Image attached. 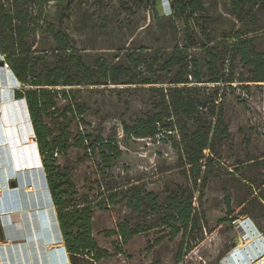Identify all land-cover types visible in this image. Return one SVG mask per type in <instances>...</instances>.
<instances>
[{
  "label": "rangeland",
  "instance_id": "1",
  "mask_svg": "<svg viewBox=\"0 0 264 264\" xmlns=\"http://www.w3.org/2000/svg\"><path fill=\"white\" fill-rule=\"evenodd\" d=\"M231 1L203 0L205 12L193 17L176 15L170 9L171 0L153 4L144 0H65L58 4L54 0L45 11L48 23L86 67L101 62L127 70L118 85L102 82L78 87L76 95L86 107L88 131L116 140L123 150L112 171L116 183H145L155 191L169 188L177 191L182 205L193 195L195 225L188 235L182 239L184 226L178 221L174 227L179 236L173 242L156 245L154 232L136 238L126 250L136 259L131 264H225L243 241L255 236L264 239V83L242 84L250 85L249 90L234 84L225 113L230 140L218 145L222 159L216 157L207 173L204 167L194 171L181 160L183 137L195 130L192 123L167 118L180 96L177 91L184 87L190 91L183 97L195 98L191 89L207 95L214 86L210 79L232 68L237 78L254 79L251 70L239 58L234 62L229 51L238 38L254 36L248 34L254 27H264V15L256 26H248L236 18ZM49 41L47 36L37 39L41 49H48ZM255 46L264 51V37ZM210 47L211 54L224 59L222 65L209 66L206 52ZM175 51H183L197 66V70L185 71L188 85L174 83L180 75V67L169 64L170 59L180 58ZM191 71L202 76L201 84L190 77ZM17 88L22 85L18 83ZM158 115L164 116L157 124L158 134L137 138L139 123H152ZM124 125L129 127L127 133ZM168 125L171 130L166 131L163 127ZM246 219L252 220L258 233L252 227L249 233L238 230L237 224ZM159 228L165 229L163 224ZM255 259L253 264H264V255ZM78 264L94 263L84 257Z\"/></svg>",
  "mask_w": 264,
  "mask_h": 264
},
{
  "label": "trees",
  "instance_id": "2",
  "mask_svg": "<svg viewBox=\"0 0 264 264\" xmlns=\"http://www.w3.org/2000/svg\"><path fill=\"white\" fill-rule=\"evenodd\" d=\"M52 1L0 0V55L22 85L15 97L26 100L72 264H78V259L84 257L94 264H131L136 259L126 250L136 238L154 232L156 245L165 240L173 242L179 236L174 227L178 221L184 226L182 239L188 235L195 225L193 195L182 205L177 191L169 188L155 191L145 183H116L112 171L121 160L123 150L116 140H105L88 131L89 125L84 119L86 107L76 95L80 92L78 87L102 82L118 85L127 70L101 62L94 68L86 67L68 41L48 23L45 11ZM144 1L153 4L158 0ZM170 9L179 17L205 12L203 0H171ZM231 9L238 20L256 26L259 16L264 15V0H232ZM248 34L254 36L238 38L229 54L234 62L239 58L251 70L253 80L244 76L237 78L234 68L228 69L227 74L210 79L209 83L214 85L211 93L205 95L201 89H191L196 97H183L190 91L184 87L177 91L180 96L170 108L168 119L191 122L195 128L190 136L184 135L181 156L183 163L194 171L204 167L207 173L212 163L217 162L216 157L222 159L216 149L230 140L225 113L227 96L235 92L234 84L239 83L237 88L249 90L250 85L242 84L264 83V51H258L255 46V42L264 37V27H254ZM39 36L49 37L48 49H41L37 42ZM212 51L210 47L206 52L209 66L222 65L224 59L215 57ZM178 52L174 54L180 56L179 59L169 60L170 65L180 67V75L174 83L188 85L185 71L197 70V66H193L183 51ZM189 75L194 82L202 83L197 71ZM163 117L156 116L152 123L141 121L136 137L157 135V124H161ZM163 128L171 130L170 125ZM128 130L124 125V131ZM183 206L182 211L177 209ZM150 217L158 219V223L150 221ZM161 222L165 229L159 228Z\"/></svg>",
  "mask_w": 264,
  "mask_h": 264
},
{
  "label": "crops",
  "instance_id": "3",
  "mask_svg": "<svg viewBox=\"0 0 264 264\" xmlns=\"http://www.w3.org/2000/svg\"><path fill=\"white\" fill-rule=\"evenodd\" d=\"M6 73L15 84L0 114V264H72L43 159L31 143L29 109L15 97L19 81L12 71L0 68V89Z\"/></svg>",
  "mask_w": 264,
  "mask_h": 264
},
{
  "label": "bare ground",
  "instance_id": "4",
  "mask_svg": "<svg viewBox=\"0 0 264 264\" xmlns=\"http://www.w3.org/2000/svg\"><path fill=\"white\" fill-rule=\"evenodd\" d=\"M10 77L11 75L6 73L5 81H2L3 82L2 85L4 84V86L3 88L0 89V114H2L3 111L2 106L6 103H9V101H11V98L13 96L11 91L15 82L14 80H12V77L11 78ZM246 223L244 224L241 223L242 225H240V223L237 224L238 230L240 232L248 231L249 233V231L252 230L251 226L248 225V223L247 224ZM245 238L247 237L245 236ZM262 251H264V243L262 241V237L255 236L254 238H251V241L250 240L243 241L240 247L232 251V255L230 254L231 258L229 260H226L227 262L225 264H246L247 262L249 264H253L254 260H256L255 257H257V254L261 253ZM239 252L242 253L240 254Z\"/></svg>",
  "mask_w": 264,
  "mask_h": 264
},
{
  "label": "water",
  "instance_id": "5",
  "mask_svg": "<svg viewBox=\"0 0 264 264\" xmlns=\"http://www.w3.org/2000/svg\"><path fill=\"white\" fill-rule=\"evenodd\" d=\"M0 67H4V60L2 59V60H0ZM16 184V183H15ZM14 185V183H12L11 184V186H13ZM14 187V186H13ZM246 222L252 227V229L256 232V233H258V229L256 228V226H255V224L252 222V220H250V219H246ZM262 241H263V243H264V239L262 238ZM242 252H243V250H242ZM242 252H239L240 254L242 253ZM264 255V254H263ZM262 255V252L261 253H258L257 254V256H263ZM246 264H249L248 262L246 263Z\"/></svg>",
  "mask_w": 264,
  "mask_h": 264
},
{
  "label": "built area",
  "instance_id": "6",
  "mask_svg": "<svg viewBox=\"0 0 264 264\" xmlns=\"http://www.w3.org/2000/svg\"><path fill=\"white\" fill-rule=\"evenodd\" d=\"M3 60H4V59H3ZM4 68H5V69H10L9 66H8V64L5 62V60H4ZM31 141H32L33 145H34L36 148H38V144H37V141H36V136H35V134H33V135L31 136Z\"/></svg>",
  "mask_w": 264,
  "mask_h": 264
}]
</instances>
